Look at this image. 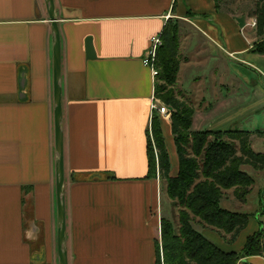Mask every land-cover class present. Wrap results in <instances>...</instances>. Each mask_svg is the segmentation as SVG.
Masks as SVG:
<instances>
[{
	"label": "crops",
	"instance_id": "obj_1",
	"mask_svg": "<svg viewBox=\"0 0 264 264\" xmlns=\"http://www.w3.org/2000/svg\"><path fill=\"white\" fill-rule=\"evenodd\" d=\"M55 11L69 264H155L162 180L146 177L156 79L143 63L153 38L180 20L220 62L251 53L253 42L215 0H55ZM53 61L45 0H0V264H59ZM257 91L242 118L264 106ZM156 115L176 174L171 121ZM201 231L222 246L216 231Z\"/></svg>",
	"mask_w": 264,
	"mask_h": 264
},
{
	"label": "trees",
	"instance_id": "obj_2",
	"mask_svg": "<svg viewBox=\"0 0 264 264\" xmlns=\"http://www.w3.org/2000/svg\"><path fill=\"white\" fill-rule=\"evenodd\" d=\"M223 2L225 0H215L217 12L234 15L224 9ZM255 4L256 32L261 41L254 43L251 51L264 56V0H255ZM180 22L169 19L160 35L162 46L158 48L154 92L164 105L171 108L168 120L175 135L179 166L177 173L172 174L161 121L154 111L152 137L147 146L149 173L146 179H155L158 171L160 179L166 183L168 198L181 210L178 227L175 221L161 218V239L156 241L155 264H244L243 260L248 257H264L262 223L260 226L258 223V228L256 226L247 236L239 251L217 245L195 225L231 235L229 244L237 240L252 218L249 214L223 208L224 190L234 188L236 198L246 200L254 180L241 167L248 165L255 170H264V154L253 150L252 134L248 131L192 133L194 110L181 101L173 89L180 71ZM212 137L214 139L209 142ZM261 204L264 207V196ZM248 264L253 263L248 261Z\"/></svg>",
	"mask_w": 264,
	"mask_h": 264
},
{
	"label": "rangeland",
	"instance_id": "obj_3",
	"mask_svg": "<svg viewBox=\"0 0 264 264\" xmlns=\"http://www.w3.org/2000/svg\"><path fill=\"white\" fill-rule=\"evenodd\" d=\"M223 5L224 9L234 14L232 18L237 22L238 29H241L240 33H242L243 37L249 43L253 42L254 44L261 41L256 32V18H254L256 10L255 0H225ZM223 13L227 12L225 11ZM178 35L180 71L177 77L178 81L173 89L177 97L194 110L192 133H222L229 130H246L253 136L251 138V147H253V150L257 153L264 154V106H261L252 115H243L244 118L240 116L242 110L246 112L251 109V105L256 99L255 97L259 93L257 90L264 93V56L254 54L252 51L251 53H238L233 58L224 56L221 63L219 61L220 58H218L219 53H216L217 57L211 60V62L210 60L208 61L210 54L207 55L206 45L194 27L186 23L184 24L181 21ZM252 57L258 62L252 61ZM252 65H255L257 68H253ZM220 68L224 72H227L228 68L233 72L234 76H240L241 85L235 87L234 82H237L236 79H230L227 73L221 76L220 72L222 71ZM208 75L209 81L206 80ZM222 87L225 88L223 89ZM260 101L264 103V98ZM207 102L210 103V107ZM205 112L211 113L206 116L202 115ZM225 115V123L217 125L216 122L220 121V119H225ZM230 119L233 120L231 124H226ZM213 139L214 137L210 138L209 142H212ZM192 143L194 142L192 141ZM191 155H193L192 151ZM200 159L199 157V162ZM241 169L254 180L250 188V194L246 200L240 201L235 196L234 188L228 191L224 190L221 205L226 210L235 213L249 214L253 222H250L249 226L244 229L234 243H228L231 235L226 236L225 234L217 232L220 234V241L223 247H232L237 251L243 248L247 236L252 234V231L254 232L255 224L257 226L256 228H258V223L259 226L262 223V229L264 230V207L261 204V199L264 196V170H255L248 165L242 166ZM161 185L162 196L160 205L162 207V217L175 221L178 227V217L181 207L174 206L172 204L173 201L168 198L165 192V181H162ZM195 228L200 232L204 229L201 225H195ZM207 237L214 242L208 235ZM262 258L264 259V257ZM247 260L250 261V257Z\"/></svg>",
	"mask_w": 264,
	"mask_h": 264
},
{
	"label": "water",
	"instance_id": "obj_4",
	"mask_svg": "<svg viewBox=\"0 0 264 264\" xmlns=\"http://www.w3.org/2000/svg\"><path fill=\"white\" fill-rule=\"evenodd\" d=\"M46 8L49 13L52 25L53 40V68H54V97H55V139H56V197H57V240L59 264H69V254L67 253L66 239V196H65V153H64V131H63V111H62V39L60 38V29L55 11V0H45ZM244 264H248L246 259Z\"/></svg>",
	"mask_w": 264,
	"mask_h": 264
},
{
	"label": "built area",
	"instance_id": "obj_5",
	"mask_svg": "<svg viewBox=\"0 0 264 264\" xmlns=\"http://www.w3.org/2000/svg\"><path fill=\"white\" fill-rule=\"evenodd\" d=\"M161 46H162V36L159 35L157 37H154L150 52L147 54V56L143 61L144 65H146L151 69L154 79L158 75L156 60L158 55V48ZM151 107L153 113L154 111H158L163 116H168V114L170 113L169 107L164 105L156 96L155 99L153 100V104L151 105Z\"/></svg>",
	"mask_w": 264,
	"mask_h": 264
}]
</instances>
